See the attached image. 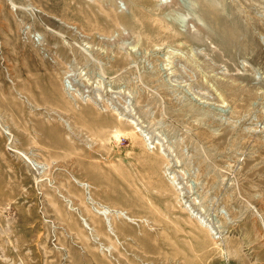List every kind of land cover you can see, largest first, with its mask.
<instances>
[{"label": "rangeland", "instance_id": "1", "mask_svg": "<svg viewBox=\"0 0 264 264\" xmlns=\"http://www.w3.org/2000/svg\"><path fill=\"white\" fill-rule=\"evenodd\" d=\"M0 264H264V0H0Z\"/></svg>", "mask_w": 264, "mask_h": 264}, {"label": "bare ground", "instance_id": "2", "mask_svg": "<svg viewBox=\"0 0 264 264\" xmlns=\"http://www.w3.org/2000/svg\"><path fill=\"white\" fill-rule=\"evenodd\" d=\"M206 1V0H205ZM175 2V1H174ZM174 6V5H173ZM219 6H220V4H219ZM179 7V6H178ZM168 8H169V6H168ZM206 10H208V8L206 9ZM209 18L211 17V15H213L214 14V12H206L205 13ZM216 18V17H215ZM213 21H214V23L218 26V28H219V31H218V34H216V36H215V34H212L213 35V37H214V39H215V41L217 42V44L222 48V49H224V48H227V45H228V41L230 40V38H231V34H230V31H228V29H227V27H225L222 23H221V20L220 19H214L213 18ZM192 22V21H191ZM197 28H199V29H201L199 26L197 27ZM192 29V28H191ZM191 29H190V31H191ZM203 29V28H202ZM197 30V29H196ZM189 31V32H190ZM194 31V30H193ZM193 31H192V33H193ZM188 32V33H189ZM197 32H198V30H197ZM219 33H221V34H219ZM190 34V33H189ZM188 34V35H189ZM191 35V39L194 41V42H198V41H200L201 40V38H199V34H190ZM202 35V34H201ZM218 35V36H217ZM201 37V36H200ZM192 41V42H193ZM215 48V47H214ZM203 50H205L206 51V48L205 49H203ZM225 51V50H224ZM228 56V55H227Z\"/></svg>", "mask_w": 264, "mask_h": 264}]
</instances>
